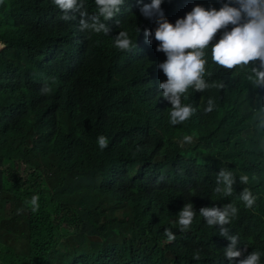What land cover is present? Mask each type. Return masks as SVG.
Masks as SVG:
<instances>
[{
    "label": "trees",
    "instance_id": "1",
    "mask_svg": "<svg viewBox=\"0 0 264 264\" xmlns=\"http://www.w3.org/2000/svg\"><path fill=\"white\" fill-rule=\"evenodd\" d=\"M205 1L217 10L229 2ZM86 7L96 11L94 0ZM132 14L107 21V35L86 34L79 16L62 20L52 0H0L7 46L0 53V210L14 212L0 225V264H238L252 251L264 264V87H252L249 68L226 70L208 53L204 78L224 87L189 88L182 103L196 112L171 125L159 88L167 77L158 68L166 58L157 51L158 25ZM121 30L136 42L131 52L114 46ZM45 84L48 95L40 92ZM209 98L215 107L204 114ZM186 135L192 143L182 142ZM99 136L108 140L104 150ZM221 168L236 176L226 198L215 191ZM243 188L257 197L252 209L239 198ZM33 195L35 213L26 204ZM189 202L196 215L181 232L178 212ZM228 203L238 215L225 227L242 251L231 261L224 256L230 241L199 215Z\"/></svg>",
    "mask_w": 264,
    "mask_h": 264
},
{
    "label": "clouds",
    "instance_id": "2",
    "mask_svg": "<svg viewBox=\"0 0 264 264\" xmlns=\"http://www.w3.org/2000/svg\"><path fill=\"white\" fill-rule=\"evenodd\" d=\"M163 0H94L96 11L89 13L86 0H52V4L59 9L64 21L77 19L79 16V30L86 34H104L110 32L107 21L117 17L119 19H132L141 13L151 23L157 24L154 38L158 41L157 51L165 53L166 58L158 65L160 75L167 77L166 81L159 84L162 96L170 102L169 122L175 126L187 121L196 108L182 103V96L191 88L193 91L205 92L209 88H223L224 84H210L205 80V55L211 53L212 61L221 68L232 70L249 68L247 80L253 88L264 87V0H229L217 10L208 8L205 0H180L178 7L169 2L165 5ZM206 7V9H205ZM116 19V18H115ZM119 23V22H118ZM233 25L231 31H225L219 39L217 32ZM141 29L136 28L137 35ZM147 43H152L153 32L144 29ZM0 53L6 45L0 40ZM5 48L3 49L2 47ZM114 46L121 50L131 52L136 48V42L130 38L127 31L121 30L114 37ZM259 62L258 66L254 65ZM210 75V73H209ZM52 91L45 84L40 92L48 95ZM214 101L209 98L204 114L214 110ZM264 129V116L258 124ZM192 143V136H184L183 141ZM101 150L108 147V140L99 136L97 140ZM239 182L246 185L249 182L247 175H240ZM236 176L226 168H221L216 175L217 187L215 191L222 193L223 197H230L234 192ZM245 208L252 209L257 197L248 188H243L239 196ZM30 210L39 211V196L33 195L30 201ZM18 213L23 209H18ZM196 211L191 202L185 203L178 212V227L181 232H187L195 218ZM199 215L204 218L210 227H219V235L230 241L224 250V256L230 261L242 256V251L237 245L240 239L237 235L230 234L229 225L238 215V209L233 204H224L223 207H201ZM168 242L176 239L170 229H165ZM261 253L252 251L238 264H260ZM193 259L199 261V252L193 254Z\"/></svg>",
    "mask_w": 264,
    "mask_h": 264
},
{
    "label": "rangeland",
    "instance_id": "3",
    "mask_svg": "<svg viewBox=\"0 0 264 264\" xmlns=\"http://www.w3.org/2000/svg\"><path fill=\"white\" fill-rule=\"evenodd\" d=\"M14 214V212H10V211H7V210H0V225H1V222L5 219H9L10 217H12ZM26 215V214H25Z\"/></svg>",
    "mask_w": 264,
    "mask_h": 264
},
{
    "label": "bare ground",
    "instance_id": "4",
    "mask_svg": "<svg viewBox=\"0 0 264 264\" xmlns=\"http://www.w3.org/2000/svg\"><path fill=\"white\" fill-rule=\"evenodd\" d=\"M0 44H2V43H0ZM4 45V44H3ZM3 49L5 48V45H4V47H2Z\"/></svg>",
    "mask_w": 264,
    "mask_h": 264
}]
</instances>
